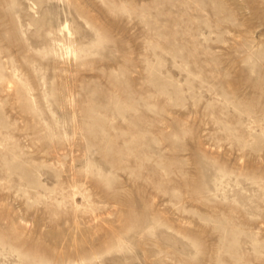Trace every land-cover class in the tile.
<instances>
[{"label":"rangeland","instance_id":"obj_1","mask_svg":"<svg viewBox=\"0 0 264 264\" xmlns=\"http://www.w3.org/2000/svg\"><path fill=\"white\" fill-rule=\"evenodd\" d=\"M0 264H264V0H0Z\"/></svg>","mask_w":264,"mask_h":264}]
</instances>
